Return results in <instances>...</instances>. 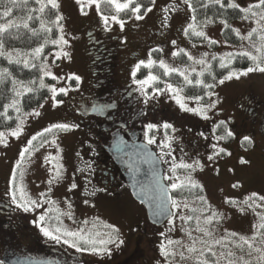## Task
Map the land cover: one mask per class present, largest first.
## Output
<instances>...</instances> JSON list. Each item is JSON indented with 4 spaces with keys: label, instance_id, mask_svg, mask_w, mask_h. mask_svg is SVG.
Listing matches in <instances>:
<instances>
[{
    "label": "rangeland",
    "instance_id": "374dc122",
    "mask_svg": "<svg viewBox=\"0 0 264 264\" xmlns=\"http://www.w3.org/2000/svg\"><path fill=\"white\" fill-rule=\"evenodd\" d=\"M119 2L124 3L126 0ZM236 2L246 7L256 0H236ZM57 3L58 14L61 16L59 24L63 27V35L68 43L62 46L66 55L57 57L56 53L61 51V46L54 44L39 63L47 64L48 69L56 77H43L48 96L39 105L19 115L23 120V128L18 137L12 136L11 131L16 128L19 120L13 127L0 130L5 133L6 140V143H0V185L9 189V179L13 168H16L17 183L22 186L29 198L41 204L40 209L29 212L22 211L14 204L16 208H13L17 215L22 218L37 219L44 210L51 208L52 211L48 212L50 218L46 224L53 225L52 230L56 227L71 231L84 229L85 234L92 232L94 235L99 232L102 234L101 238L107 239L108 235H112L118 236V239L123 241L122 244L117 241L106 245L110 252L105 254L78 252L74 248L75 251L68 259L75 264H157L158 261L164 260L159 248L162 243H167V239L181 241L184 245L196 240V246L199 248L201 240L211 242L225 237L226 234L235 233L234 237L226 241L231 248V240L238 241L240 236L251 238L257 230L254 226L262 222L260 216L264 215V206L257 207L262 203L258 197L264 196V135L253 136L251 128L245 126L244 120L248 114L242 105L245 101L244 96L248 94L253 97L254 102H259L260 107L264 108V73L252 72L239 79L234 77L220 84L219 80L228 72L242 70L230 68L209 91L213 95H206V99L200 101L195 99L198 95L192 96L185 91L187 85L196 86L195 80H202L203 74H199L209 69L213 56L221 63V57H226L228 53H238L241 50L254 52L249 41L241 40L239 36L238 42L227 41L222 33L223 20L212 23H205L206 20L195 21L197 30L204 31L205 37L194 36L191 30L185 34L184 29L188 24L193 23L191 19L193 15L183 0H154V3L147 6L152 7L151 12L141 11L140 15L144 17L141 20L135 19L131 12L119 16L125 21L123 29L118 23L111 21L105 28L101 19L102 12L97 11L95 4H85L81 11V6L76 0H57ZM132 6L134 4L130 5ZM165 8L168 9L167 13L164 11ZM241 17L228 21V24L232 29L239 30L241 35H247L256 24L253 19H241ZM57 29L56 38L61 34L60 29L58 27ZM97 34L101 35L100 38L105 46H101V41L96 44L95 70L102 65L100 61L102 57L97 53H100L103 47H116V83L139 89V85L133 83V80H142L151 71L159 79L147 87L165 89L166 84L173 85V88L181 90L179 96L189 109H197L215 102V107L208 108L204 114L207 116L205 119L204 115L197 112L182 110L176 102V93L172 91L165 90L152 95L153 111L158 112L163 107L179 116L185 125L199 123L204 125L200 133L191 132L184 135L185 129L178 125L174 130L176 163L196 165L198 162V165L192 169L177 168L175 174L169 171L168 176L174 175L178 178V182L185 185L190 178L199 185L203 193L191 198L174 197L181 206L172 208L173 213L176 214L171 217L172 225L168 224V220L157 228L149 224L143 207L133 200L129 192L115 196H100L93 186L81 185L79 174L87 175L91 161L96 162L102 153L99 135L93 134L90 129L74 121V107L80 101V94L90 92L93 86L94 66L91 63L93 55L89 54V40L91 36L96 37ZM209 39L216 43H209ZM252 39L259 43L256 34ZM5 50L12 52L13 56L16 55L15 49L5 47ZM32 50L19 51L30 53ZM174 52L177 54L173 55ZM189 56L192 59H189ZM149 59L155 62L151 68L142 65V69L140 67L141 70H137L133 76L132 72L136 64L141 60L147 62ZM201 59L205 60L204 65L196 63ZM161 60L169 68L178 71L164 75V69L159 65ZM224 62L227 64V59ZM181 72L188 75L193 83L187 84ZM174 74L180 75L181 83H173L171 77ZM69 76H78L80 79L79 81L67 79ZM47 78L52 81H46ZM51 87L68 88L66 94L58 92L55 97V100L62 103L54 106ZM152 91L148 92V95H151ZM137 93L140 98L144 96L140 90H137ZM34 112H39V115L33 114ZM24 113L30 115L25 116ZM58 123H67L72 127L67 131L53 129L38 137L32 146L27 145L31 136ZM225 129L230 131L232 136L217 139L225 135ZM245 136L250 137L251 140L245 141L243 139ZM213 145L216 146L215 149ZM25 147H29L30 150L21 158L19 153ZM219 149L224 151L220 153ZM209 156L214 158L209 160ZM58 170L59 177L56 176ZM167 182L170 185L173 181L167 180ZM73 183L76 185L75 188L70 187ZM233 185L237 186L233 187ZM41 193L44 194L43 197ZM252 193H256L257 197L245 203V198L250 197ZM199 197H204V200L201 201ZM48 201L52 203L49 204ZM185 203L188 207H184ZM193 209L196 211H192ZM212 213H216L220 219L205 225L204 217ZM188 215L199 216L200 227H206L212 236H205L196 230L195 218L188 221L180 218ZM106 225L110 227H105ZM143 226L147 229V233H142L135 245L133 237L136 232L141 233ZM112 228L117 230L116 233L112 232ZM188 232H191V237L187 235ZM161 233L164 235L162 236ZM213 247L218 254L227 251L220 245ZM132 250L134 252L130 254ZM127 258L128 260L123 262ZM176 260L179 264H194L191 259L181 262L179 257H176ZM221 264L225 262L221 260Z\"/></svg>",
    "mask_w": 264,
    "mask_h": 264
},
{
    "label": "snow or ice",
    "instance_id": "6c2138e0",
    "mask_svg": "<svg viewBox=\"0 0 264 264\" xmlns=\"http://www.w3.org/2000/svg\"><path fill=\"white\" fill-rule=\"evenodd\" d=\"M29 0H3L2 3H0V8H3V11H0V19L2 18H8L13 13L14 9L26 6L28 4ZM183 2L187 5V8L195 13V8L193 7V4L191 0H183ZM35 3L39 5L38 9L31 10L30 13L26 17L20 18L18 21L13 19H8L7 23H0V57H6L8 62L20 64L23 63L25 68L29 67H37L33 61L38 60L41 56L42 51L44 50L45 44H55L61 46V51L56 53V56L59 57L61 55H66V53L63 52L62 46L67 44L68 41L65 39L63 35V27L59 24V21L61 20V16L57 14L55 16V20L48 22L44 19L40 18V28L39 29H33L30 28L29 22L37 19L39 17L35 16L34 13L38 12L41 14V17L45 13L48 6H51V9H58L59 5L57 3V0H35ZM76 3L81 6V11H83V7L85 4L91 5L95 4L97 11L101 12L100 6L101 4L105 5H113L115 8V15H111L110 17L108 15H103L101 13V19L103 21V24L105 28L109 26V22H115L120 25V27L123 29L125 25V21L119 18V14L122 12L130 11L133 16H135V19L141 20L144 17L140 15L141 10L143 9L145 13L151 12L153 9L152 7H145L142 3L135 2V0H126V2L121 3L119 0H76ZM150 3H154V0H150ZM209 3L211 5H219L220 8H230L233 10H239V12L243 13V16L241 19H253L254 23L256 24L255 27L251 28V30L247 33V35H241L239 30L232 29L237 36L240 37L241 40H248L249 44L252 49H254V52L251 50H241L238 53H228L226 57H221V68H226L229 64H231L232 60L239 57H246L248 60L251 61V65L247 67L246 69H242L239 71H230L223 77V79L219 80L220 84H223L225 80H231L234 77L236 79H239L241 76H246L249 73L252 72H260L264 73V0H256L255 3H250L246 7L241 6L239 3L236 2V0H209ZM134 4V6L130 7V5ZM204 7H207L208 5H203ZM175 10V9H173ZM165 13H167L168 9H164ZM167 17H165V20ZM193 23L188 24L187 28L184 29L185 34H188L189 30H191L192 34L197 37H205V32L202 30H197L196 26V17L193 15L191 17ZM214 22L212 19H208L205 21V23H212ZM49 23L52 25L58 27L60 29L61 34L56 39H50L48 35H45L44 37V43L40 44V46L34 48L30 53H21L19 50L16 51V55L13 56L12 52L5 50V36L4 34L9 33L10 29H21V27L25 30H28L31 32L33 36H36L38 33L43 32L45 34L52 32V27L49 26ZM223 23L225 28H231V25L228 24V22L221 21ZM256 34L257 40L259 43L253 41V35ZM175 43V41H173ZM209 43H216V41L209 39ZM177 53H173V55H176ZM23 57V58H22ZM216 57L213 56V59ZM189 59H192L191 56H189ZM225 59H227V64L224 62ZM155 63L151 59H149L147 62L141 60L139 61L136 66L133 69L132 75L135 76L136 71L140 69V67L143 65L145 67L151 68L152 64ZM196 63H199L201 65H204L206 62L205 60L201 59L199 61H196ZM159 65L161 68L164 69V75H168L170 72H176L178 71L175 68H169L164 61H159ZM40 70L42 72V76L40 77V87L43 88L46 85L44 84L43 77L49 76L53 77V73L48 69L47 64H40L39 65ZM184 76V81L187 84H192L193 81L189 79L188 75H185L184 72L180 73ZM203 73H200L199 75H202ZM11 76V73L9 72L8 68H0V83H3L8 77ZM67 79H75L79 81L78 76H69ZM159 79L157 75H153L151 71H149L148 75L142 79L137 80L134 79L133 83L139 85V89L142 94L145 97V102L148 101V99L153 98L149 97L148 92L145 90L147 86L153 84ZM32 83V81H29L28 84H25L23 81H18L16 79H12V93L13 97L11 98L9 103L3 104V112H0V117L4 118H10L8 117V110L13 109L17 113H21V101L20 97H23L26 93H31L34 91L32 87L29 85ZM195 83L197 85H203L205 88H212L213 85L210 84H204L203 80L197 79L195 80ZM154 93H160L165 90L172 91L176 93V102L179 104V107L184 111H194L198 114L204 115L207 112L208 108L215 107V102H211L206 106H202L197 109H189L187 108L186 104L183 102L182 98L179 96L180 89L173 88V85L166 84L165 89H160L158 87L152 89ZM50 91L52 93V97L54 100V106L55 104L62 103V101L55 100V97L57 93H63L66 94L68 91V88L65 87H51ZM206 95H213L211 92L205 93ZM195 99L197 101L201 100L200 96H196ZM33 114L39 115V112H34ZM25 116L30 115L29 113H24ZM204 118L207 119V116L204 115ZM17 120L20 122L16 125V128L11 131L12 136L18 137L22 131L23 128V120L20 119V117H17ZM223 122H221V125ZM72 126L67 123H58L53 124L48 128L43 129L41 132H37L35 135L31 136L30 139L27 141L28 146H32L33 142L37 140L38 137H42L45 133L51 132L53 129L58 130H69ZM148 130H152L153 128L157 127V125H154L152 123H149L147 126ZM163 127L165 129L170 128L171 125L168 123H164ZM232 133L225 129V135L221 137H217V139H225L227 137H231ZM5 133L0 132V143H6V140L4 139ZM245 141H250L251 138L248 136H245L243 138ZM145 140L146 142L151 145L155 143V138L152 136H149L148 132H145ZM48 141H45L47 143ZM55 143V141H53ZM254 143V142H253ZM164 147H168L167 143H164ZM215 145H213V148L215 149ZM30 150L29 147L23 148L19 155L21 158L25 156V153ZM224 149H219V152L222 153ZM166 155L171 156V152L166 153ZM164 157L161 156L160 159H163ZM214 156H209L208 159L212 160ZM242 163H246V161H242ZM19 165V161H18ZM198 165V162H196V165L192 164H185L183 162L177 164L175 159L173 158L172 166L170 171L175 174L177 168L182 169H192L195 166ZM16 172L17 169L13 168L12 175L9 179V190L8 195L11 197V202L16 205L17 208L21 209L24 212L34 211L36 209L41 208L40 202L37 200L31 199L27 196L26 192L17 183L16 179ZM56 176H60L59 170L56 173ZM55 179V178H54ZM165 179L173 181L168 187L171 189H178L183 188L185 186H189L191 188L199 187V185L192 181L190 178H188V184L185 185L184 183L178 182V178H175V176H166ZM52 181H50L51 183ZM237 185H233V187H236ZM71 188H75L76 185L73 183ZM158 189V195L156 196L157 200V215H163L166 210L169 208V205L171 208H179L181 205L178 203L176 199H174L172 196L167 195V190L163 187H161L159 184H157ZM19 193V195H18ZM44 194L41 193V197H43ZM257 194L252 193L250 197L245 198V203L248 202V200H253V198H256ZM259 200L262 202L260 205H257V207L264 206V196H259ZM201 201L204 200V197H199ZM231 202V201H228ZM49 204H51V201H48ZM87 203V201H85ZM252 205H249L251 207ZM184 207H188V205L185 203ZM52 211L51 208L44 210L43 214L39 215L38 218L33 221L37 224L40 231L43 233L45 237L50 238L51 240L56 241L57 243H60L61 241L69 245L72 248H75L78 252H91L93 254H105L109 253L110 249L106 246L108 244L118 243L122 244L123 241L118 239V236H112L108 235L107 239L101 238V233L96 232L94 235L92 232H88L85 234L84 229H79L77 231H71L67 229H61L60 227H56L54 230L51 228L45 226L47 223V220L50 218L48 216V212ZM192 211H196L193 209ZM176 215L175 213H168V224L172 225L173 220L172 216ZM69 218H71L69 214ZM182 220L188 221L192 219H196L197 221V231L202 232L205 236L211 237L212 233L208 231L206 227H200V217H193L191 215L188 216H181ZM57 219H59V216H57ZM220 217L216 213H212V215L204 217V224L210 225L213 223V221L219 220ZM261 223L256 227V233L251 237H244L240 236L239 240H231L232 247H228V243L226 242L231 237H234L236 234H226L225 237H221L220 239H214L211 242L208 240H201L199 243L201 244V247H197V241L192 240L191 244L184 245L181 241H174L171 239H167V243H162L159 248L160 255L164 258L163 262L158 261L157 264H179V262L176 260V257H179V260L182 262L184 260H193L194 264H221V260L225 262V264H264V232H260V229H264V215L260 216ZM110 227V226H105ZM183 230V229H182ZM116 229L112 228V232L116 233ZM171 231V229H169ZM107 235V234H105ZM163 236L164 233H161ZM187 235L191 237V232H188ZM257 237H259V240H257ZM214 245H220L223 248H226V252H220L219 254L214 250ZM118 246V244H117ZM215 257V259H212ZM2 264V262H0Z\"/></svg>",
    "mask_w": 264,
    "mask_h": 264
},
{
    "label": "flooded vegetation",
    "instance_id": "af4514ba",
    "mask_svg": "<svg viewBox=\"0 0 264 264\" xmlns=\"http://www.w3.org/2000/svg\"><path fill=\"white\" fill-rule=\"evenodd\" d=\"M100 37V34H97L96 37L93 35L89 40V54L90 56L93 55L91 58L93 66L96 63V44L101 41V46H105ZM92 42L95 44L92 45ZM115 48L113 46L103 47L100 53H97L103 58L101 60L103 65L100 66V71L103 74L102 76L97 73L93 74L91 91L86 94L81 93L80 101L74 107V121L100 137L101 155L96 162L91 161V168L87 175L79 174L81 185L93 186L100 196H115L129 192L125 185L127 169L123 166L122 159L117 157L111 148V143L116 136H120L126 143L144 142L147 145L149 144L145 140V132L147 131L149 136L154 137L155 143L149 147L159 159L161 156L164 157L160 159V164L163 178L167 182L165 177L168 176L174 158V130L177 125L185 129L184 135L191 132L200 133L204 128V125L200 123L185 125L179 116L163 107L158 112L153 111L154 108H151V99L153 98L145 102V97L140 98L137 93V87L111 83L104 75L105 63L110 60L107 58L110 52L115 54ZM152 89L147 87L145 90L151 92ZM153 93L152 91L149 97H153ZM252 98L248 94L244 96L245 101H243L244 105L242 106L248 114L244 124L251 128L250 131L253 136H262L264 135V108L260 107L259 102H254ZM155 108L157 109V106ZM165 122L171 127L165 129L163 127ZM149 123L157 125V127L148 130L146 126ZM164 143H167L168 147H164ZM168 152H171V156L166 155ZM2 187L1 184L0 260L2 264H5L2 258L13 255L50 259L56 264H75L74 261L68 259L75 251L74 248L62 241L57 243L45 237L37 224L33 222L36 220L34 217L30 219L17 215L14 210L16 207L11 202L10 195L7 194L9 189ZM137 233L133 237L135 245L142 233H147V229L143 226L141 233ZM132 252L134 250L130 254H133Z\"/></svg>",
    "mask_w": 264,
    "mask_h": 264
},
{
    "label": "trees",
    "instance_id": "16d2710c",
    "mask_svg": "<svg viewBox=\"0 0 264 264\" xmlns=\"http://www.w3.org/2000/svg\"><path fill=\"white\" fill-rule=\"evenodd\" d=\"M3 0H0V3H2ZM135 2L142 3L144 6L150 5V0H135ZM193 7L195 8V13L192 11V15H195L196 21L201 22L203 20L212 19L214 22L223 20V21H231L238 19L242 16V13L239 12V10H233L230 8H220L219 5H211L209 3V0H191ZM227 2V0H225ZM207 4V7H204L203 5ZM39 5L35 3V0H29L28 4L23 7H19L14 9L13 13L8 18H2L0 19V23H7L8 19L13 20H19L22 17H26L31 10L38 9ZM100 10L102 14L110 15L114 14L115 8L113 5H105L101 4ZM0 11H3V8H0ZM143 11V9L141 10ZM122 12L119 14V16H125L129 13ZM58 14L57 9H51V6H48L45 13L41 17V14L38 12L34 13L35 16L39 17L37 19H34L29 22L30 28L33 29H39L40 28V18L44 19L45 21L51 22L55 20V16ZM49 26L52 27L51 33H43L40 32L36 36H33L31 32L28 30H25L21 27L19 32L17 29L13 28L9 30V33L4 34L5 36V47L11 48L15 50H21V51H29L33 48L40 46V44L44 43V37L45 35H48L50 39H55L58 35V29L56 26L49 23ZM224 38L229 42H238L239 37L234 33L232 28H225L223 27L222 30ZM54 47V44H45L44 50L41 53V56L38 60L33 61L37 65V67H29L25 68L23 63L16 64V63H9L6 57H0V68H8L9 72L11 73V76L8 77L3 83H0V112H3V104L9 103L11 98L13 97L12 93V79H16L18 81H23L25 84H28L29 81H32V83L29 85L34 89L31 93H26L23 97L20 98L21 101V113L29 111V109L39 105L41 102H43L47 96H48V89L46 87L41 88L40 87V77H41V70L39 67V63L42 61L43 56ZM108 59L106 64V71L104 72L105 76L108 78V80L115 84L116 83V66H117V58L114 53H111L107 56ZM103 60V58H101ZM100 60V61H101ZM103 65V63H102ZM251 65V61L248 60L246 57H239L233 59L232 64L230 67L221 68L219 59L215 58L211 61L209 65V69L203 73L202 80L204 81V84H210L214 85L216 81L224 76L227 71L230 68L234 69H244ZM95 66L93 67V74L97 71L99 75L102 76V72L100 71V66L98 67V70H95ZM142 69V67H141ZM140 69V70H141ZM139 73H137L138 76ZM103 75V76H104ZM171 80L174 84H178L182 82V79L180 75H172ZM46 81H52L51 79H46ZM161 86V84H158ZM213 88V87H212ZM212 88L208 89L205 88L203 85H187L185 91L188 94H191L192 96L198 95L201 96V100L206 99V94ZM15 112L13 109L8 110V117L10 118H4L0 117V130L2 129H8L13 127L17 123V117L21 114ZM220 132V131H219ZM202 189L200 187L191 188L189 186H185L183 188L174 189L172 191V197H193L201 195ZM47 227L51 228L53 225L49 224ZM260 232H264V229H260ZM128 258L123 261L126 262Z\"/></svg>",
    "mask_w": 264,
    "mask_h": 264
},
{
    "label": "water",
    "instance_id": "95a60500",
    "mask_svg": "<svg viewBox=\"0 0 264 264\" xmlns=\"http://www.w3.org/2000/svg\"><path fill=\"white\" fill-rule=\"evenodd\" d=\"M111 148L122 159L123 166L127 169L125 178L130 194L143 205L148 222L156 227L162 225L169 218L168 213H172V208L169 205L163 215H157V184L165 188L167 195L171 196L163 179L159 158L146 143H126L120 136L114 138ZM2 261L5 264H56L50 259L19 255L2 258Z\"/></svg>",
    "mask_w": 264,
    "mask_h": 264
}]
</instances>
